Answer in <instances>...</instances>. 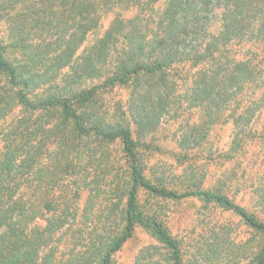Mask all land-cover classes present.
Here are the masks:
<instances>
[{
  "label": "rangeland",
  "instance_id": "1",
  "mask_svg": "<svg viewBox=\"0 0 264 264\" xmlns=\"http://www.w3.org/2000/svg\"><path fill=\"white\" fill-rule=\"evenodd\" d=\"M42 1L28 0L24 6L19 5V10L36 2L42 5ZM152 1L129 0L102 13L85 38L72 42L71 34L83 29L79 17L72 22L62 17L63 13L67 15L64 8L68 6L69 10L66 2L67 6L48 9L49 22L44 19L43 24H31L29 37L16 48L12 46L15 40L9 23L0 24V42L6 46L10 62L30 64L35 73L28 94L32 101L53 93L87 91L113 76L125 58V39L104 40L110 27L120 18L157 16L168 3ZM220 17L218 9L208 34L186 48L189 54L184 61L155 76L159 79L155 81L161 80L158 85L163 108L145 102L143 87L150 82L145 76L137 90L134 80L98 89L93 103L79 111L87 125L131 129L141 168L154 184L178 192H221L264 220V39L258 36L256 23L215 56L197 60L196 55L205 52L209 37L221 30ZM238 61L250 65L253 78L233 100L223 101V95L215 101L212 97L225 84L224 74ZM221 64L220 86L207 85L205 82ZM4 85L5 77L0 74V91ZM204 89H213L210 98ZM229 89L233 88L227 86L226 92ZM7 101H12L9 94ZM12 104L10 113L0 120V157L7 142L17 139L27 125L53 126L51 135L41 131L32 138L35 160L30 193L34 205L33 223L29 225L33 239L37 242L49 236L40 247L41 253L53 249L49 264H99L126 223L125 207L132 182L122 142L80 137L57 113L29 112ZM142 105L148 110L156 108L159 114L155 124L145 129L131 112V106L137 109ZM138 203L144 218L162 222L179 242L184 264H255L254 258L264 244L263 234L241 216L201 196L166 198L141 189ZM113 264L173 261L169 247L152 229L138 224L134 236L113 256Z\"/></svg>",
  "mask_w": 264,
  "mask_h": 264
},
{
  "label": "trees",
  "instance_id": "2",
  "mask_svg": "<svg viewBox=\"0 0 264 264\" xmlns=\"http://www.w3.org/2000/svg\"><path fill=\"white\" fill-rule=\"evenodd\" d=\"M128 1L63 0L60 2V0H43L42 5L36 2L37 4L35 3L32 7L19 10V5L24 6L28 0H0V24L9 23L13 33L12 38L15 40L12 46L16 48L20 42L29 37V31L32 29L31 24H43L44 19L49 22L51 17L47 13L48 9L51 7L58 9L62 5H66L67 2L69 10L66 5L67 8L64 9L67 10L65 11L67 15L64 17L65 13H63L62 17L70 22L79 17V24L83 29L82 32L71 34L69 42H72L78 37L85 38L103 17L102 13L125 5ZM75 8L78 10L74 13ZM218 9L221 10L222 28L217 34L209 37L205 52L196 55L197 60H203L207 55V57L215 56L216 52L222 51L224 45L243 37L256 23H258V36L264 39V0H168L167 5L157 16L153 14L152 16H141L139 14L128 20L120 18L116 19L110 27L105 41L122 37L127 42L123 49L125 58L113 76L108 77L103 83L90 90L74 92L72 95L53 93L38 101H32L28 95L33 82L32 78L36 77L30 64L28 66L25 64L14 65L6 58V46L0 42V74L5 77V85L1 87L0 91V120L10 113L11 108L14 107L13 101L15 105H20L29 112L57 113L59 119L64 124L69 123L73 132L80 137L97 136L109 142L120 140L123 144L125 156L130 165L132 182L125 207L126 223L121 233L114 238L107 251L102 255L99 264H113V256L134 236L138 224L151 228L153 234L169 247L170 259L173 264H184L180 244L169 229L156 219L143 217L138 203L141 189L166 198L201 196L225 209L232 210L264 236V220L259 219L227 194L211 190L178 192L151 182L141 168L137 141L131 129L119 126H111L106 129L99 124L87 125L85 117L79 111L86 110L93 103L98 89L116 84L127 85L132 80H134L136 89L141 85L145 76L150 77V82L143 87L142 96L145 102L150 101L153 107L157 105L156 108H163L162 89L158 85L161 80L155 81L159 80L155 76L184 61L183 57L189 54L186 48L191 46L193 41L202 40L208 34L207 30ZM64 54H66L65 50ZM216 61L222 60L216 59ZM249 67L247 62L238 61L233 70L224 74L225 84L212 98L219 102L224 95L223 101L233 100L236 93L244 89L245 82H250V79L253 78ZM223 69V64L219 65L209 81L205 83L212 87L220 86L219 77ZM235 82L237 83L235 84ZM227 86L233 89L226 92ZM203 92L206 97L210 98L213 89H204ZM8 94L12 99L11 103L7 101ZM217 102L214 104H219ZM156 108L148 110V107L142 105L135 109L131 106L132 115L140 128L145 129L155 124V118L159 115H157ZM41 131L45 136L49 133L51 135L53 126L46 128L40 124L27 125L19 133L17 139L7 142L5 151L0 157V264H49L51 262L50 257L53 249H50L51 253H41L42 248H40L47 243L44 240H48L49 236L35 242L31 235L33 230L29 225L33 223L34 205L32 193H30L32 188L30 185L31 168L35 160L32 138ZM55 135L57 136V133ZM254 263L264 264V244L258 250Z\"/></svg>",
  "mask_w": 264,
  "mask_h": 264
}]
</instances>
